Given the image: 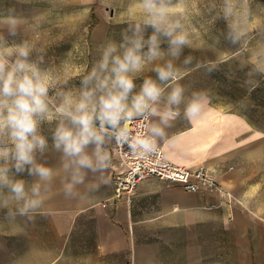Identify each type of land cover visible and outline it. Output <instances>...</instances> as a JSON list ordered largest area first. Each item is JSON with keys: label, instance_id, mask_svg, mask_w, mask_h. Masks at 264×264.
<instances>
[{"label": "clouds", "instance_id": "9594fccd", "mask_svg": "<svg viewBox=\"0 0 264 264\" xmlns=\"http://www.w3.org/2000/svg\"><path fill=\"white\" fill-rule=\"evenodd\" d=\"M251 4L205 0L201 9L197 0H109L127 23L119 41L106 38L91 66L77 71L78 85L68 74L43 67L44 53L34 39L17 40L24 33L38 35L44 11L25 15L15 6H0V212L13 231H23L17 217L34 222L42 215L54 177L60 178L65 198L76 196L78 185L85 193L98 191L110 183L109 145L126 146L136 159L151 161L168 143L167 130L178 118L191 123L201 117L209 93L186 95L189 87L180 81L200 68L211 73L218 63L193 64L191 54L183 55L185 48L204 44L195 16L206 13L212 23L223 22L211 47L217 51L222 36L237 55L246 53L239 71L258 85L256 78L264 77V26L253 24ZM50 152L58 154L56 166L48 163Z\"/></svg>", "mask_w": 264, "mask_h": 264}, {"label": "crops", "instance_id": "0c3cea01", "mask_svg": "<svg viewBox=\"0 0 264 264\" xmlns=\"http://www.w3.org/2000/svg\"><path fill=\"white\" fill-rule=\"evenodd\" d=\"M167 131L169 141L162 144L167 160L208 168L223 191L190 193L150 178L129 203L112 202L111 178L98 191L85 193L78 185L77 195L65 198L54 177L42 215L34 222L22 218L25 240L54 244L42 264L73 256L101 264H264V216L255 195L248 200L249 173L241 167L247 121L208 104L196 121L178 118ZM47 156L56 166L58 154ZM92 178L89 173L86 179Z\"/></svg>", "mask_w": 264, "mask_h": 264}, {"label": "rangeland", "instance_id": "374dc122", "mask_svg": "<svg viewBox=\"0 0 264 264\" xmlns=\"http://www.w3.org/2000/svg\"><path fill=\"white\" fill-rule=\"evenodd\" d=\"M197 4L201 9L205 8V0H197ZM6 5L15 6L25 15L34 10L44 11L39 20L42 27L38 35L24 33L17 37V40L34 39L37 49L44 53L43 67L50 68L61 76L68 74L71 77L70 83L77 85V71L84 65L91 66L93 58L99 55L96 52L97 46L108 37L119 41V32L127 23L125 13L115 5L109 6V0H52L51 5L47 0H32L31 3L0 0V6ZM251 6L254 13L253 24L264 26V0H252ZM91 11L95 19L91 18ZM91 25L93 26L89 35ZM193 25L204 44L201 46L198 42L193 48H185L183 55L191 54L195 58L193 64L196 60L214 61L218 63V68L211 73L200 68L180 83L189 87L186 95L191 91L205 90L211 97L209 105L242 116L247 121L248 147L243 155L241 167L249 173L248 182H245L248 200L255 195L254 201L257 200L258 210L264 216V77L256 78L260 81L258 85L249 83L245 72L239 71L246 53L237 55L236 49L224 41L222 36L217 45L218 50L211 47L214 37L219 36L225 27L222 21L212 23L211 18L203 13L193 18ZM98 26L103 28V34L95 38L94 32ZM32 58L35 59V53ZM182 60L183 56L176 63L180 64ZM145 75L155 76L147 71ZM136 83L139 84L140 81L137 80ZM44 134L49 135L47 125L44 127ZM48 154L55 153H47L46 157ZM25 179L30 182V177L25 176ZM17 223L23 231L14 232L13 226L3 220V213L0 212V264H42L50 253L47 249L54 248L53 242L25 240L26 229L22 218L21 222L17 219ZM61 264L101 263L97 258L73 256L66 258Z\"/></svg>", "mask_w": 264, "mask_h": 264}, {"label": "built area", "instance_id": "2783aa9c", "mask_svg": "<svg viewBox=\"0 0 264 264\" xmlns=\"http://www.w3.org/2000/svg\"><path fill=\"white\" fill-rule=\"evenodd\" d=\"M135 131L136 125H132ZM112 152L110 178L113 186L112 202H130L138 185L150 178L167 186H177L190 193L221 192L216 176L206 167L187 168L172 164L165 157L161 145L160 153L151 161H141L133 157L127 147L120 149L109 145Z\"/></svg>", "mask_w": 264, "mask_h": 264}, {"label": "bare ground", "instance_id": "6f19581e", "mask_svg": "<svg viewBox=\"0 0 264 264\" xmlns=\"http://www.w3.org/2000/svg\"><path fill=\"white\" fill-rule=\"evenodd\" d=\"M103 34V28L102 27H96L94 32V37L99 38Z\"/></svg>", "mask_w": 264, "mask_h": 264}, {"label": "trees", "instance_id": "16d2710c", "mask_svg": "<svg viewBox=\"0 0 264 264\" xmlns=\"http://www.w3.org/2000/svg\"><path fill=\"white\" fill-rule=\"evenodd\" d=\"M90 15H91V18H92V19H95L94 16H93V14H90ZM92 26H93V25H91V26L89 27V35L91 34ZM88 37H89V36H88Z\"/></svg>", "mask_w": 264, "mask_h": 264}]
</instances>
